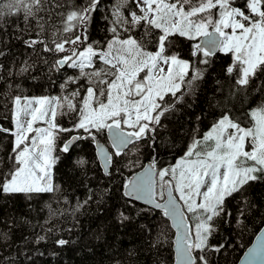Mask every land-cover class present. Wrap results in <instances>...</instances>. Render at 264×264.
I'll return each mask as SVG.
<instances>
[{"label": "snow or ice", "instance_id": "snow-or-ice-1", "mask_svg": "<svg viewBox=\"0 0 264 264\" xmlns=\"http://www.w3.org/2000/svg\"><path fill=\"white\" fill-rule=\"evenodd\" d=\"M108 4L0 0V264L95 255L81 217L113 195L142 244L109 264H227L264 225V0ZM240 264H264V226Z\"/></svg>", "mask_w": 264, "mask_h": 264}, {"label": "trees", "instance_id": "trees-1", "mask_svg": "<svg viewBox=\"0 0 264 264\" xmlns=\"http://www.w3.org/2000/svg\"><path fill=\"white\" fill-rule=\"evenodd\" d=\"M110 6L108 4V0H106V7ZM211 87V86H209ZM52 91H55L54 89ZM105 142V141H102ZM83 152L82 155H86L88 157H93L95 153L94 146L90 143L82 144ZM67 170L63 167L60 168L57 179L61 182L64 187L67 189L69 184H72V187L75 188V183L68 180L65 172ZM90 176L99 177L100 183H106L104 180L102 173L99 171L98 165H94L92 170L89 173ZM79 179V178H77ZM119 182V181H117ZM93 185L97 184V180L94 178L92 181ZM257 192L260 191V187H257ZM76 195L83 196L85 194V190L81 188H76ZM116 195H113L112 199L109 201L106 208L97 209L96 205H92L91 210L81 217L82 223L85 229L96 230L100 228L104 231V240H106V244H104V240L100 241L101 244H104L103 247H98L96 249V254L84 252L83 250L77 248H71L66 250L62 255V264H109L106 259L109 254V249L107 245H115L116 248H120L123 250L125 246L131 249L133 246L139 247L142 244L141 240L136 238L135 225H129L126 228L120 229L117 228L116 225L111 220V211L110 209L117 203ZM20 205L18 204V207ZM55 206V205H54ZM158 215V213H157ZM148 217H142V221H147ZM263 225L260 224L259 220H256L254 223L249 225L248 230L244 233L242 237H237L235 234L231 237L233 239V248L229 250L228 255L224 258L227 261V264H236L239 260L240 256L246 249V247L252 242L255 234L257 233L259 227ZM174 233V230H173ZM19 236V234H18ZM243 245L241 247L240 245ZM165 257H169V252L165 251ZM139 259L133 260L132 264H146L145 254L143 252L138 254ZM147 264H151V260H147Z\"/></svg>", "mask_w": 264, "mask_h": 264}, {"label": "water", "instance_id": "water-1", "mask_svg": "<svg viewBox=\"0 0 264 264\" xmlns=\"http://www.w3.org/2000/svg\"><path fill=\"white\" fill-rule=\"evenodd\" d=\"M263 226H264V225H263ZM254 242H255V236H254L252 242L246 247V249L244 250V252H243L242 255L240 256V258H239V260L237 261L236 264H240V262H241V260H242V258H243V256H244V253L247 251V249H248L249 247L252 246V244H253Z\"/></svg>", "mask_w": 264, "mask_h": 264}]
</instances>
